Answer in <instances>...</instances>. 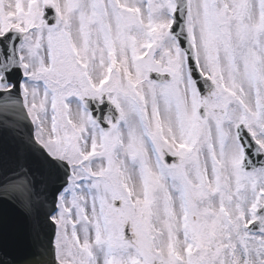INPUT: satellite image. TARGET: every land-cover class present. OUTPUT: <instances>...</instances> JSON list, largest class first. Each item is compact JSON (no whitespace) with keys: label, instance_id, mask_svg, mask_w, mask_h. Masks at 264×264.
Masks as SVG:
<instances>
[{"label":"snow or ice","instance_id":"1","mask_svg":"<svg viewBox=\"0 0 264 264\" xmlns=\"http://www.w3.org/2000/svg\"><path fill=\"white\" fill-rule=\"evenodd\" d=\"M0 264H264V0H0Z\"/></svg>","mask_w":264,"mask_h":264}]
</instances>
